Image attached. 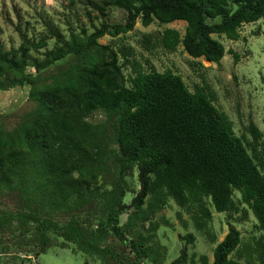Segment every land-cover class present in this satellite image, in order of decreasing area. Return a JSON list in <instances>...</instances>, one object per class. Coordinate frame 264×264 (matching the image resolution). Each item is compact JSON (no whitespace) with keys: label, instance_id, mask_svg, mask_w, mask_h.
<instances>
[{"label":"trees","instance_id":"obj_1","mask_svg":"<svg viewBox=\"0 0 264 264\" xmlns=\"http://www.w3.org/2000/svg\"><path fill=\"white\" fill-rule=\"evenodd\" d=\"M69 1L102 14L121 8L127 18L71 30L68 37L49 28L10 49L0 40V90L27 86L33 103L13 128L0 120V192L15 193L23 204L1 212L0 233L19 229L18 220L25 236L34 225L40 253L58 245L101 264H165L167 247L157 238L171 222L158 214L173 201L182 226L189 225L188 213L197 231L216 243L213 260L203 254L202 264H264V130L251 119L252 138L238 135L207 80L192 91L173 70L145 67L133 47L100 41L128 34L138 20L144 26L185 21L184 33L174 27L158 36L144 33L142 46L174 52L181 45L191 57L217 64L229 52L238 63L241 55L214 35L241 39L245 24L264 20V0ZM97 112L105 118L89 119ZM136 169L139 186L129 180ZM89 203L95 215L83 221L76 213ZM211 206L227 215L220 241ZM249 211L263 234L245 243L231 219L246 220ZM180 238L184 247L169 264H196L187 246L196 235Z\"/></svg>","mask_w":264,"mask_h":264},{"label":"rangeland","instance_id":"obj_2","mask_svg":"<svg viewBox=\"0 0 264 264\" xmlns=\"http://www.w3.org/2000/svg\"><path fill=\"white\" fill-rule=\"evenodd\" d=\"M126 18L127 12L121 8H112L102 14L100 10L94 9L91 5L77 3L73 6L69 0H0V40L5 49H10L18 47L23 36L39 39L47 35L49 28L58 30L68 37L71 30L79 32L82 27H86L92 31L94 25H100L103 21L111 24L124 23ZM185 26V21H175L164 25L155 21L149 26H144L138 20L135 29L128 34L119 37L106 35L100 41L114 44L116 47L123 45L133 47L138 60L145 67L151 63L159 71L173 70L184 78L192 91L195 90L196 84H201L203 79L207 80L217 92L216 105L228 113L234 122L236 133L246 134L251 139L248 130L251 119L261 130H264V20L245 24L240 30L242 38L237 41L230 40L224 35H214L224 43L227 50L231 48L241 55L238 63L229 52L226 53L222 62L217 64L204 58L191 57L181 45L174 52L162 46L151 51L142 46L144 33L158 36L167 27L177 28L184 33ZM258 30L260 34H255ZM243 37L247 40L245 41ZM53 44L54 39H51L49 46L52 47ZM196 62L199 64H194ZM62 64L66 65V62ZM52 70L55 72L56 68ZM129 72L130 69H126V73ZM28 92L27 86L0 90V120L7 129L13 128L21 114L33 107V103L28 99ZM104 118L103 112L94 113L89 117L94 121ZM129 180L139 186L137 169ZM132 197L133 193H128L125 201L130 203ZM92 205L89 203L79 208L76 215L83 221L87 219L93 221L91 217L95 215V210ZM22 206V202L15 193L8 192V190L0 192V214L3 210L17 212ZM179 209L171 201L170 205L158 214V218L164 217L171 222V225L161 227L157 238L167 247L165 264H169L180 255L181 248L185 244L180 236L189 232L196 235L194 245H187L189 256L196 254V264H202L200 257L203 254L208 255L212 261L216 243L211 242L204 234L197 231L188 213H184V219L189 225L188 227L182 226L176 215ZM212 209L214 212L212 229L218 234L220 241L228 231V219L226 213H219L213 207ZM239 217L240 215H234L231 221L242 231L245 243L252 242L253 236L258 238L263 234V231L257 228V219L251 211L246 220H241ZM127 218L128 213H124L121 222H126ZM57 219L62 220L63 218L58 215ZM14 226L19 229L0 233L2 238L0 264H101L100 260L90 255L75 253L70 248L58 245L51 246L46 252L40 253L39 244L32 237L35 231L34 225L32 223L29 225L27 229L29 233L27 232L26 236L21 232V230L25 231V226H21L18 220H15ZM26 228H28L27 225ZM108 242L123 248L122 244L116 240L109 238ZM4 246L7 249H4Z\"/></svg>","mask_w":264,"mask_h":264}]
</instances>
